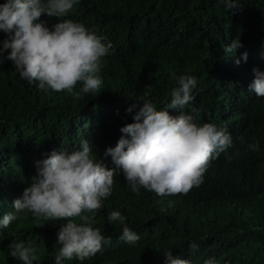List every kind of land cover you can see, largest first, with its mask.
Returning a JSON list of instances; mask_svg holds the SVG:
<instances>
[{
  "label": "trees",
  "instance_id": "1",
  "mask_svg": "<svg viewBox=\"0 0 264 264\" xmlns=\"http://www.w3.org/2000/svg\"><path fill=\"white\" fill-rule=\"evenodd\" d=\"M235 2L239 6L227 10L222 0H79L62 19L83 24L114 47L113 54L102 58L100 90L81 99L40 90L4 59L0 219L14 211L13 202L22 198L36 175L35 162L52 150L78 151L86 139L97 158L113 168L104 153L116 146L120 128L133 123L139 110L128 114L126 109L136 100H150L157 110H167L176 87L172 73L186 74L195 76L197 85L195 99L184 113L198 126H226L231 147L211 161L203 183L187 195L161 197L144 188L133 192L118 170L112 194L102 201L93 225L111 243L91 259L80 262L73 257L62 264H164L169 250L191 264H204L209 258L216 264H264V97L249 91L252 69L264 71V0ZM40 21L51 28L58 18L44 14ZM237 37L243 47L226 53L225 47ZM6 38L0 31V47ZM245 51L247 62L241 59ZM81 87L78 83L74 90ZM169 114L179 111L169 109ZM257 141L258 151L247 149ZM111 211L121 212L124 224L139 235L138 242L120 239L124 224L109 223ZM73 220L82 223L79 217ZM66 223L45 221L29 212L8 228L0 227V264H22L9 255L13 241L38 249L39 259L33 264H55L57 232ZM190 242L198 249L190 250Z\"/></svg>",
  "mask_w": 264,
  "mask_h": 264
},
{
  "label": "clouds",
  "instance_id": "2",
  "mask_svg": "<svg viewBox=\"0 0 264 264\" xmlns=\"http://www.w3.org/2000/svg\"><path fill=\"white\" fill-rule=\"evenodd\" d=\"M78 2L6 0L0 4V31L7 34L0 47V63L4 59L12 61L22 79L37 83L45 92L49 89L66 92L74 99L98 92L103 84L99 75L102 58L113 54L114 47L83 24L62 19ZM222 2L227 10L239 6L235 0ZM44 14L58 18V22L49 28L45 21H40ZM242 47L237 37L225 47V52L235 54ZM241 59L247 62V51L241 54ZM241 59L235 63L239 65ZM252 71L254 80L249 91L264 97V71L258 67ZM172 79L176 87L172 89L167 110H157L150 100L143 103L136 100L126 109L128 114H133L139 108L133 114L134 122L120 128L122 135L116 146L104 153L105 157H111L113 168L97 158L86 139L81 140L78 151L52 150L46 158L35 162L36 175L24 189L22 198L10 200L14 211L0 219V227L8 228L21 214L29 212L45 221L67 220L57 232L60 248L55 264L73 257L83 262L100 252L103 245L111 243V238H106L93 225L95 216L103 208L102 201L112 194L118 170H122L133 192L144 188L164 197L187 195L193 187H199L211 161L231 147L232 137L226 126L218 128L211 123L198 126L191 114L184 113L185 107L195 99V76L172 73ZM78 83L82 87L75 91ZM169 109L178 110L179 115H170ZM247 149L258 151L259 142L248 144ZM76 217L82 223H75ZM107 220L124 224L125 217L119 211H111ZM120 239L135 244L140 237L124 224ZM188 247L195 251L199 245L190 242ZM37 253V248L23 242L9 244V255L22 264H33L39 259ZM164 257V264H191L170 250ZM204 264H216V261L209 258Z\"/></svg>",
  "mask_w": 264,
  "mask_h": 264
}]
</instances>
